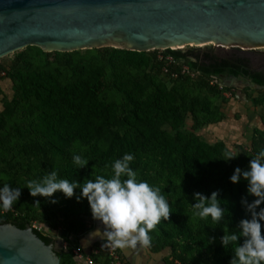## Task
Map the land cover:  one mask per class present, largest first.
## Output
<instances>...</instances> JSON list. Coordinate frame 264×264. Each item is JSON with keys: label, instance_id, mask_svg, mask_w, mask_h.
<instances>
[{"label": "trees", "instance_id": "trees-1", "mask_svg": "<svg viewBox=\"0 0 264 264\" xmlns=\"http://www.w3.org/2000/svg\"><path fill=\"white\" fill-rule=\"evenodd\" d=\"M31 48L36 47H28L18 53L9 67H0L4 76L11 79L14 92L13 98L0 113V185L10 182V189L13 186L21 190L14 209L0 212V225L10 223L24 229L34 222L42 223L50 230H59L63 241L73 238L80 246L79 240L92 230L88 221L93 218L87 199L77 202L78 189L74 190L72 198H65L59 192L50 199L32 197L26 184L30 180L42 179L52 170L57 172L59 179L81 184L85 180H94L97 175L110 178L112 163L125 153L133 154L134 160L130 165L133 168L137 167L143 155L152 157L158 166L157 176L167 173L171 178L179 177L191 196L201 193L208 197L218 191V199L225 209L223 223L229 233H237L240 220L250 218L241 206V198L247 195V184L243 180L235 185L230 182L233 173L222 161L218 147L210 148L196 139L186 141L180 135L174 137L157 129V123L162 122L171 121L174 128L179 125L181 119L176 116L175 108L179 104L178 99L165 93L160 86L151 95L145 96L144 88L138 81H121L124 69L138 71L150 63L161 71L163 63L157 61L158 51L137 53L112 49L108 55L113 77L111 87L123 96L124 108L128 110L120 117V108L116 103L100 99L102 89L107 86L100 67H83L75 80L61 84L58 69L54 72L19 70V67L29 64L27 53ZM36 49L47 57L58 54ZM164 55H172L177 61V65L170 68L171 72L185 65L197 74L196 82L200 87L214 93L218 92L217 85L223 77L246 78L257 88H264V74L251 72L248 59L237 55L218 58L208 52L184 54L171 50L164 51ZM178 79L191 80L187 76H178ZM212 80L216 84L209 87ZM193 101L188 108L196 116ZM83 148L86 149L84 158L95 166L92 172L86 174L72 161V156L79 155L78 150ZM18 156L32 162L26 165L23 175L16 170L17 166L21 167L17 165ZM247 168L243 166L241 169ZM138 179L149 180L145 176ZM154 180L149 184L156 186ZM166 186L162 184L159 188L165 194L172 213L168 221H162L157 231L151 234L152 247L149 250L159 252L168 249L171 260L179 264H229L236 243L224 248L214 243L207 231L199 233L186 218L185 205H176L174 200L171 202L170 198L179 192ZM51 199H55L56 203H51ZM247 199L251 202L253 197ZM37 201L39 205H36ZM33 233L45 244L53 241L42 231L33 229ZM102 243L103 240L93 247ZM237 243L242 244L243 238ZM72 248L70 244L67 253L60 251L57 254L60 264H80L75 260ZM93 260L95 264H101L100 256L93 257Z\"/></svg>", "mask_w": 264, "mask_h": 264}, {"label": "water", "instance_id": "water-1", "mask_svg": "<svg viewBox=\"0 0 264 264\" xmlns=\"http://www.w3.org/2000/svg\"><path fill=\"white\" fill-rule=\"evenodd\" d=\"M264 49V0H0V60L28 47L71 53ZM30 226L0 225V264H60Z\"/></svg>", "mask_w": 264, "mask_h": 264}, {"label": "rangeland", "instance_id": "rangeland-1", "mask_svg": "<svg viewBox=\"0 0 264 264\" xmlns=\"http://www.w3.org/2000/svg\"><path fill=\"white\" fill-rule=\"evenodd\" d=\"M112 49L115 48L105 47L71 53L58 52L56 55L47 57L36 48H31L28 53L26 52L30 59L29 64L19 67V70L23 72H54V69H58L59 82L67 84L77 78L83 67L88 65L100 67L104 72L103 81L107 84L99 95L100 99L107 103L110 101L116 103L120 108V117H122L128 110L124 108L125 99L123 96L111 87L113 77L107 59ZM194 49V46H186L176 51L184 54L208 52L218 58H228L237 55L248 59L250 70L264 72V49L256 51H242L240 49L229 48L220 49L216 47H202L198 51ZM22 51L1 59L0 67H9L16 55ZM121 75H123L121 81L126 82L129 79L138 81L144 88L145 96L151 95L160 86L159 88L163 89L165 93H170L178 99L179 104L175 105V108L176 116L181 119L179 125L174 128L171 121L162 122L157 123V129L174 137L180 135L186 138V141L196 139L210 148L218 147L221 150L222 157L224 151H230L236 158L228 162L224 161V163L232 173L236 168L241 169L244 166L246 169L255 154L259 150L264 149V88H257L246 78L227 79L223 77L217 85L218 92L214 93L208 88L200 87L196 82L197 78L176 80L164 75L162 71H158L150 63L147 67L138 71L124 69ZM220 85L222 89L219 88ZM214 86L210 85L209 87ZM13 95V83L11 79L7 76L0 77V113L4 111L5 105L11 101ZM191 101H193L197 110L196 116L188 108ZM202 110L205 111L201 112ZM85 150L84 148L78 150L79 155L83 158ZM18 157L20 159H17V165H21V167L15 165L17 166L16 170L20 175H23L26 165L32 162L28 158H23V156ZM86 167L87 170L83 168L85 174L86 172H92L95 168L90 162H88ZM133 169L137 171L138 178L145 176L149 179L146 180L148 183L152 182V179H155L156 187L166 184L168 189L179 192V194L176 193L170 198L171 202L174 200L176 205L184 204V212L190 225L199 233L207 231L214 243L221 244V237L225 234L223 229L226 225L223 221L216 225L210 218L202 220L193 214L194 209L191 206L194 205L195 200L186 191L185 184H183L179 177L171 178L167 173L157 176L156 171H158V166L153 161V158L148 155H143V158L137 163V167ZM34 225L39 226L42 233L51 237L55 242L61 239L59 230H50L44 224L38 222H34ZM70 242L77 243L73 238L70 239ZM82 248L84 252H87V248H89L84 241L82 242Z\"/></svg>", "mask_w": 264, "mask_h": 264}, {"label": "clouds", "instance_id": "clouds-1", "mask_svg": "<svg viewBox=\"0 0 264 264\" xmlns=\"http://www.w3.org/2000/svg\"><path fill=\"white\" fill-rule=\"evenodd\" d=\"M234 158L230 151L223 152L222 161L228 162ZM133 160L131 153L116 159L111 165L110 178L97 175L94 180H85L81 184L59 179L57 172L52 170L38 181H28L26 188L32 197L49 199L57 192L65 198H72L74 190L78 189L77 202L86 198L92 218L103 225V232L97 230L91 236L100 233L103 247L143 251L152 247L151 234L157 231L162 221H168L172 212L159 187L138 179L137 171L130 166ZM72 161L79 169L85 168L89 162L78 154L72 156ZM229 180L234 185L241 180L246 182L247 195L241 198V206L250 218L240 220L237 233H229L225 227L221 245L226 248L236 243L229 264H264V207H261L264 205V149L250 160L247 170L236 168ZM20 194V188L10 189L8 183L0 185V212L11 211ZM218 196V191L208 197L194 193L193 214L202 220L210 218L214 224H220L225 218V209ZM249 196L253 197L251 202L247 199ZM51 203H56V200L51 199ZM36 205H39V201ZM241 237L243 243L238 245Z\"/></svg>", "mask_w": 264, "mask_h": 264}, {"label": "built area", "instance_id": "built-area-1", "mask_svg": "<svg viewBox=\"0 0 264 264\" xmlns=\"http://www.w3.org/2000/svg\"><path fill=\"white\" fill-rule=\"evenodd\" d=\"M157 61L163 63V67L161 69L164 75L169 76L170 78L177 79L178 76H187L189 78L195 79L197 74L195 72L190 71L187 66H181L178 71L171 72L170 68L172 66L177 65V61L172 55H164V51H158ZM4 76V72L0 71V77ZM211 86L215 85V82L212 80L209 82ZM222 89L221 85L219 86ZM32 229L41 231V228L34 223L31 225ZM68 241H62V248L67 250V247L71 244L72 254L75 260L80 264H95L93 257H101V264H126L122 259L118 249H111L110 247H103L100 244L97 247H92L88 253H84L80 246H77L75 243Z\"/></svg>", "mask_w": 264, "mask_h": 264}, {"label": "crops", "instance_id": "crops-1", "mask_svg": "<svg viewBox=\"0 0 264 264\" xmlns=\"http://www.w3.org/2000/svg\"><path fill=\"white\" fill-rule=\"evenodd\" d=\"M89 225L92 226V230L81 240H79V244L82 248V242L87 243V252L94 246L95 243L101 241L100 233H94L93 236L90 234L99 230L103 232V225L91 219L88 221ZM83 249V248H82ZM119 250V249H118ZM121 257H123L124 261L127 264H177L178 262L172 261L169 257L168 249L162 250L159 252H153L149 249L143 251H135V250H119Z\"/></svg>", "mask_w": 264, "mask_h": 264}, {"label": "flooded vegetation", "instance_id": "flooded-vegetation-1", "mask_svg": "<svg viewBox=\"0 0 264 264\" xmlns=\"http://www.w3.org/2000/svg\"><path fill=\"white\" fill-rule=\"evenodd\" d=\"M207 50H209V49H207ZM211 54V53H210ZM212 55V54H211ZM253 60H255L254 58H252ZM249 62V61H248ZM251 72H253V73H261V72H256V71H254V70H250ZM263 74H264V72H263ZM50 244H52L53 246L55 245V241L53 240ZM60 251H58L57 250V254L59 253Z\"/></svg>", "mask_w": 264, "mask_h": 264}]
</instances>
